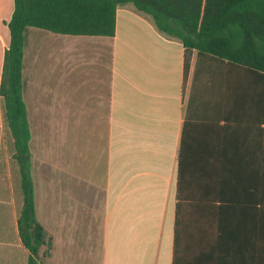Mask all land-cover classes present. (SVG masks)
I'll list each match as a JSON object with an SVG mask.
<instances>
[{
	"label": "crops",
	"instance_id": "1",
	"mask_svg": "<svg viewBox=\"0 0 264 264\" xmlns=\"http://www.w3.org/2000/svg\"><path fill=\"white\" fill-rule=\"evenodd\" d=\"M25 33L29 174L49 244L38 264H172L175 250L177 264H264V86L200 76L193 90L196 52L131 5L112 37L35 33L29 49ZM15 154L0 97V264L31 257Z\"/></svg>",
	"mask_w": 264,
	"mask_h": 264
},
{
	"label": "trees",
	"instance_id": "2",
	"mask_svg": "<svg viewBox=\"0 0 264 264\" xmlns=\"http://www.w3.org/2000/svg\"><path fill=\"white\" fill-rule=\"evenodd\" d=\"M125 5L149 16L160 33L179 40L185 50L196 52L193 90L200 76L224 88L237 86L239 93L246 86L256 88L251 93H261L258 88L264 86V0H12L10 18L4 20L8 42L0 97L20 167L23 204L17 228L31 255L28 264H38L40 247L49 244L35 217L29 174L30 133L22 99L24 33L34 28L59 35L112 37L116 11ZM178 257L175 250L172 264Z\"/></svg>",
	"mask_w": 264,
	"mask_h": 264
},
{
	"label": "rangeland",
	"instance_id": "3",
	"mask_svg": "<svg viewBox=\"0 0 264 264\" xmlns=\"http://www.w3.org/2000/svg\"><path fill=\"white\" fill-rule=\"evenodd\" d=\"M35 33L55 38L54 37L55 35H52L51 33H47V32H44V31H39L37 29H27L25 35H26V45L27 46L30 45L29 49L32 48V42L30 41L31 40V36L34 35ZM37 44H38V42H37ZM40 45L42 46L41 49H43V51H47V52H50V53H53L55 51L54 49L57 48V46L54 43H52V42L49 43L45 39L43 41H40ZM51 127L53 128L54 124H51Z\"/></svg>",
	"mask_w": 264,
	"mask_h": 264
}]
</instances>
